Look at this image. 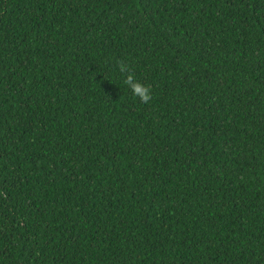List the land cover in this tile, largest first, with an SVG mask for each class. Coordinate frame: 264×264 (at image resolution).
I'll use <instances>...</instances> for the list:
<instances>
[{"label": "trees", "instance_id": "16d2710c", "mask_svg": "<svg viewBox=\"0 0 264 264\" xmlns=\"http://www.w3.org/2000/svg\"><path fill=\"white\" fill-rule=\"evenodd\" d=\"M0 264H264V0H0Z\"/></svg>", "mask_w": 264, "mask_h": 264}, {"label": "clouds", "instance_id": "9594fccd", "mask_svg": "<svg viewBox=\"0 0 264 264\" xmlns=\"http://www.w3.org/2000/svg\"><path fill=\"white\" fill-rule=\"evenodd\" d=\"M121 68L123 69V65L124 63L121 61L120 62ZM132 78H128L127 80H125V84L129 87L133 88V94L138 96L144 103H148L152 97L150 95V88L144 86L143 84L137 82L136 84H132L131 82Z\"/></svg>", "mask_w": 264, "mask_h": 264}]
</instances>
